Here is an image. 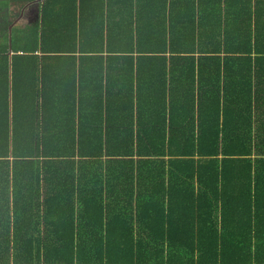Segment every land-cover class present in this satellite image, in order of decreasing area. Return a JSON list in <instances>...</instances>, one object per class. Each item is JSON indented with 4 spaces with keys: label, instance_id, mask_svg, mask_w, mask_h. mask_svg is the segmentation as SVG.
I'll return each instance as SVG.
<instances>
[{
    "label": "trees",
    "instance_id": "obj_1",
    "mask_svg": "<svg viewBox=\"0 0 264 264\" xmlns=\"http://www.w3.org/2000/svg\"><path fill=\"white\" fill-rule=\"evenodd\" d=\"M15 20L0 264H264V0H39Z\"/></svg>",
    "mask_w": 264,
    "mask_h": 264
},
{
    "label": "crops",
    "instance_id": "obj_2",
    "mask_svg": "<svg viewBox=\"0 0 264 264\" xmlns=\"http://www.w3.org/2000/svg\"><path fill=\"white\" fill-rule=\"evenodd\" d=\"M4 1H7V5L6 6H2V3L4 2ZM9 1L10 0H0V20L2 21V15H7V14H12V11H13V8H16V6L13 4V3H15V0H14V2H13V0H11V3H12V5H9L8 3H9ZM29 5V7L31 8L33 5L34 6H37V10H38V12H39V0H33V1H31V2H28V3H26L25 5H23V7L20 9L21 10V13H22V10L26 7V6H28ZM197 9H198V7H197ZM22 15V14H21ZM123 13L121 14V17L123 18ZM19 17H20V15H19ZM37 18H38V13H37V16H36V19L34 20V21H36L37 20ZM121 18V19H122ZM123 20V19H122ZM18 20H15V22L12 24L13 26H14V24H16V22H17ZM33 21V19H32V21H31V23H33L34 22ZM4 22H5V20H4ZM30 22V21H29ZM12 25H10V27H12ZM2 25L0 24V27H1ZM123 29H127V26H123L122 28H119L118 30H123ZM126 35L125 34H123V37H125ZM112 40H114V39H112ZM113 43H114V41H112Z\"/></svg>",
    "mask_w": 264,
    "mask_h": 264
},
{
    "label": "rangeland",
    "instance_id": "obj_3",
    "mask_svg": "<svg viewBox=\"0 0 264 264\" xmlns=\"http://www.w3.org/2000/svg\"><path fill=\"white\" fill-rule=\"evenodd\" d=\"M15 11V10H14ZM20 13V17H17L18 14ZM37 13H38V10H37V6H32L31 8L28 6H26L23 10H22V13H21V10L15 12V13H12L11 15L10 14H7V15H2V21L0 20V24L3 26V28L5 27V24H4V20H5V23H8L9 20H20L21 18L24 19L25 21H33L36 19V16H37ZM22 14V15H21Z\"/></svg>",
    "mask_w": 264,
    "mask_h": 264
},
{
    "label": "water",
    "instance_id": "obj_4",
    "mask_svg": "<svg viewBox=\"0 0 264 264\" xmlns=\"http://www.w3.org/2000/svg\"><path fill=\"white\" fill-rule=\"evenodd\" d=\"M12 27H10V29H11Z\"/></svg>",
    "mask_w": 264,
    "mask_h": 264
}]
</instances>
